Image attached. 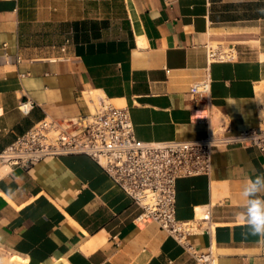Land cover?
<instances>
[{
    "label": "crops",
    "instance_id": "0c3cea01",
    "mask_svg": "<svg viewBox=\"0 0 264 264\" xmlns=\"http://www.w3.org/2000/svg\"><path fill=\"white\" fill-rule=\"evenodd\" d=\"M210 45L236 58L210 61ZM206 78L197 106L189 90ZM263 85L264 0H0V151L46 117L87 112L93 92L126 106L144 141L200 139L218 114L239 132L264 123ZM260 173L264 151L229 147L209 175L177 180L178 220L210 212L212 227L188 242L215 264H264L238 215ZM141 210L87 155L12 166L0 178V264H201L156 222L138 223Z\"/></svg>",
    "mask_w": 264,
    "mask_h": 264
},
{
    "label": "built area",
    "instance_id": "2783aa9c",
    "mask_svg": "<svg viewBox=\"0 0 264 264\" xmlns=\"http://www.w3.org/2000/svg\"><path fill=\"white\" fill-rule=\"evenodd\" d=\"M65 50V48H62ZM210 61H231L234 47L207 46ZM210 90L208 78L194 83L189 94L195 105L203 103ZM88 111L64 117H46L0 151V178L12 166L31 167L48 156L83 154L92 158L141 207L136 220L150 221L193 251L201 264H215L211 252L196 251L188 236L210 229V212L199 221L176 218V184L182 177L209 175L213 155L223 148L253 147L264 151V123L234 132L226 120L217 129L196 140L144 141L136 136L130 111L107 97ZM33 103L19 105L29 112Z\"/></svg>",
    "mask_w": 264,
    "mask_h": 264
},
{
    "label": "clouds",
    "instance_id": "9594fccd",
    "mask_svg": "<svg viewBox=\"0 0 264 264\" xmlns=\"http://www.w3.org/2000/svg\"><path fill=\"white\" fill-rule=\"evenodd\" d=\"M242 194L246 198V206L238 215L245 221L244 226L249 232L261 237L260 242L264 243V173L248 180Z\"/></svg>",
    "mask_w": 264,
    "mask_h": 264
},
{
    "label": "rangeland",
    "instance_id": "374dc122",
    "mask_svg": "<svg viewBox=\"0 0 264 264\" xmlns=\"http://www.w3.org/2000/svg\"><path fill=\"white\" fill-rule=\"evenodd\" d=\"M98 96H99V94L97 92H93V93L86 94L87 99L90 100V101H87L86 100L87 101V105H88L89 108H91L92 105H94L95 103L98 102V100H97L98 99ZM91 103H92V105L90 107V104ZM219 117H220L219 120H218L219 122L216 119L213 121V128L214 129H217L219 127L220 123H221L222 117L221 116H219ZM263 117H264V112H263ZM215 123H216V125H215Z\"/></svg>",
    "mask_w": 264,
    "mask_h": 264
},
{
    "label": "bare ground",
    "instance_id": "6f19581e",
    "mask_svg": "<svg viewBox=\"0 0 264 264\" xmlns=\"http://www.w3.org/2000/svg\"><path fill=\"white\" fill-rule=\"evenodd\" d=\"M258 96H259V99H260V103H261L262 105H264V85L258 89ZM219 115H220V114H218V116L215 117L217 121H218L219 118H220ZM220 116H221V115H220ZM215 118H214V119H215ZM263 120H264V119H263ZM218 122H219V121H218ZM216 123H217V122H216ZM216 123H215V125H216Z\"/></svg>",
    "mask_w": 264,
    "mask_h": 264
}]
</instances>
